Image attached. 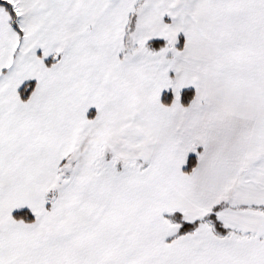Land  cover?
Listing matches in <instances>:
<instances>
[{
    "label": "snow or ice",
    "instance_id": "1",
    "mask_svg": "<svg viewBox=\"0 0 264 264\" xmlns=\"http://www.w3.org/2000/svg\"><path fill=\"white\" fill-rule=\"evenodd\" d=\"M0 264H264V0H0Z\"/></svg>",
    "mask_w": 264,
    "mask_h": 264
}]
</instances>
